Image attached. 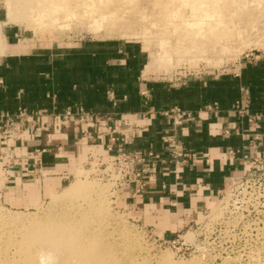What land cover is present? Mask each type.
I'll list each match as a JSON object with an SVG mask.
<instances>
[{"label": "crops", "instance_id": "1", "mask_svg": "<svg viewBox=\"0 0 264 264\" xmlns=\"http://www.w3.org/2000/svg\"><path fill=\"white\" fill-rule=\"evenodd\" d=\"M9 37L11 42L0 60V112L21 105L53 114L78 104L110 113L118 127L135 124L137 128L124 144L126 150L138 154L151 151L157 159H165L168 151L162 136L173 135L178 147L196 154L194 163L178 168V178L172 163H158L142 192H136L131 182L117 188L133 212L151 215L153 224L148 225L163 229L166 239L174 238L190 222L203 220L205 212L219 204L220 192L228 181L252 165L243 164L239 154L229 151L264 132V122L252 125L232 106L244 87L249 91L250 111L264 113V55L240 61L230 72L190 76L173 86L154 77L153 71L143 75L149 60L134 43L84 40L73 46H35ZM107 91L113 92L114 103ZM213 102L218 110L203 109ZM173 107L190 111L193 117L176 119L171 112L163 113ZM225 127L229 134L223 133ZM38 142L52 149L35 153ZM56 145L61 149L54 150ZM242 150L250 156L259 155L264 164V140L257 152L248 147ZM5 151L9 153L11 174L0 187L10 194L19 192V186H36L46 180L61 184L78 168L79 174H88V156L98 158L105 148L76 143L75 129L70 127L53 136L27 137L23 142L0 138V154ZM34 168L40 172L37 181L32 179Z\"/></svg>", "mask_w": 264, "mask_h": 264}, {"label": "rangeland", "instance_id": "2", "mask_svg": "<svg viewBox=\"0 0 264 264\" xmlns=\"http://www.w3.org/2000/svg\"><path fill=\"white\" fill-rule=\"evenodd\" d=\"M27 1V5L30 1L32 3L29 7H25L20 18L15 22H7L6 0H0V60L6 54L7 43L11 42L9 36L22 40L24 45L34 44L35 46H73L84 40L134 43L145 54L144 58L149 60L146 70H143L144 76L153 71L154 77L158 76L173 86H178L184 78L212 72H230L238 62L253 61L264 55V47L250 43L229 52L220 51V46L216 50L203 49L192 44L193 47L184 48L182 46L187 32L184 29L186 28L183 24L184 19L191 20L199 12L203 14L209 10L213 14L206 17L211 19V22L240 16L241 19L248 20L249 18L253 21H260L264 20V0H88L84 9L91 10V15H100L96 17V24L89 14L77 16L69 12L68 15H64L67 8L60 9L58 13L52 11L51 14L44 15L43 19H40L36 15V10L41 7L48 10L52 4H55L54 2L58 3L61 0L50 1L51 5L49 0ZM63 1L71 2V0ZM174 8L177 11L172 13ZM52 14L57 17L54 16V18ZM221 21L217 22L221 23ZM162 39L163 41L160 42ZM187 49L200 52L210 51V53L200 55V52L193 53ZM185 50L187 51L183 53ZM91 162L92 159L88 158L85 165L89 168ZM78 169L74 171V174L65 178L61 184L58 181L53 183L46 180L45 184L19 186V192L18 190L11 191L10 194H6L8 191L3 192L4 188L0 187V264H25L24 257L27 254L34 256L36 263L39 264L38 254L51 252L52 248L46 241L51 236L50 232L55 231V234H59L58 229L61 225L76 223L78 216H84L85 212L91 208L90 203L80 205V202H83L80 197L71 198L67 200L71 203H67L55 196L61 193L70 182L80 178L87 179L91 183L97 182L96 184L104 194H108L106 199H108L109 217L105 223L100 217V212L95 211V213L91 210L87 212L88 221L83 226V229L87 231L106 232L109 238L106 245L111 241L112 244L115 243L116 250L113 256L103 254L96 264H264V256L255 260L214 261L202 256L203 253L206 255L212 250L208 244L198 250L195 243L189 248H182L179 240L169 242L170 239L162 236L163 229L148 225L153 224L151 215L133 212L131 207L126 205L127 202L123 198L125 195L117 193V188H114L115 183L97 176L91 168L88 174L84 175L79 174ZM258 247L264 250V245ZM77 248L79 247H75V250ZM73 249L71 247L70 250L73 251ZM70 250L52 251L54 259H51L50 264H69L70 262L66 260L71 253ZM254 251L258 252L256 249ZM76 257L78 260L79 256L76 255Z\"/></svg>", "mask_w": 264, "mask_h": 264}, {"label": "built area", "instance_id": "3", "mask_svg": "<svg viewBox=\"0 0 264 264\" xmlns=\"http://www.w3.org/2000/svg\"><path fill=\"white\" fill-rule=\"evenodd\" d=\"M20 93L21 90H18L17 97ZM107 95L113 103L116 101L112 91H107ZM249 104V91L243 87L240 97L232 106L233 110L252 125L264 122V113L251 112ZM203 109L218 110L219 106L213 102L204 105ZM169 112L173 113L176 119L193 117L192 112L176 107L163 113ZM113 117L110 113L88 110L78 104L67 105L60 112L53 114H48L40 108L26 109L18 105L15 110L0 112V138L13 143L23 142L27 137L53 136L56 131L73 127L76 143L96 147L103 145L105 148V153L98 158L88 156L92 159L89 168L93 169L97 176L115 183L114 188L131 182L138 193L144 190L147 178L154 173L158 163H172V172L174 177L178 178L179 167L196 161V154L178 147L173 135L162 136L168 151V157L165 159H157L151 151L138 154L126 150L124 144L137 126L129 124L118 127ZM223 133L229 134V128L225 127ZM261 140H264V132L256 133L247 139L241 148L229 151L231 155L239 154L243 164L252 165L242 175L228 181L220 192L219 204L207 210L203 220L185 225L174 238L168 240L169 242L179 240L182 248H189L195 243L198 250L208 244L212 250L202 256L214 261L255 260L264 256V250L258 247L264 245V164L259 155L250 156L242 150L248 147L257 152ZM43 143L38 142L33 151L43 153L52 149ZM53 148L60 150L61 146L56 145ZM17 163H20V160ZM0 168L4 177H1L0 184L3 186L11 174L7 151L0 154ZM39 178V168H34L32 179L37 181Z\"/></svg>", "mask_w": 264, "mask_h": 264}, {"label": "bare ground", "instance_id": "4", "mask_svg": "<svg viewBox=\"0 0 264 264\" xmlns=\"http://www.w3.org/2000/svg\"><path fill=\"white\" fill-rule=\"evenodd\" d=\"M50 1H53V0H49V3L51 5ZM87 1L88 0H71V2H68V1L61 0L58 3L53 1L55 4H52L51 7L49 8L51 11H48L49 9L46 10V8L41 7L35 11L37 13V14L36 13L35 14L38 15L39 18L41 19L42 16L43 17H44V15L47 16V15L51 14L52 11H54L55 13L56 12L58 13V11L60 9L67 8L68 10L66 11V13H64V15H66V14L68 15L69 12L71 15H77V16L79 14H82V15H84V14L88 15L89 14L90 16H92L93 20H95V24H96V22H97L96 17L97 16L100 17V15L99 14L96 16L91 15L90 14L91 10L89 11L88 9L87 10L84 9ZM26 2H28V1L27 0H6V2H5L6 3V15H5L6 21L7 22L8 21L15 22L16 20H18L20 18V15L22 14L23 10L25 9V7H27V6L29 7L30 4L32 3L30 1L27 5ZM202 4H204V3H202ZM36 8H34V10ZM175 10L177 11V9H175V8L172 11L171 10H168V11L175 13L174 12ZM180 12H181V10H180ZM250 12H252V11H250ZM212 14L213 13H210V11L207 10L206 13H203V14L201 12H199V14H196L195 15L196 17H193L191 20H189L187 18H186L187 19L186 20L183 18L184 19L183 24L186 27L184 29L187 30V32L185 34L186 37L183 41L184 44H182V46L184 48H186L188 46L196 45L199 48H203V49H211L212 48V49L216 50L218 48V46H220V48H219L220 51L229 52L230 50H233L234 48H236L238 50L239 47L242 48L245 44H249V43L253 44L255 46H258V47L259 46L264 47V20L253 21V19H249V18H248V20H246V19H241V16H240L239 18H237V17L228 18L227 17L224 21L222 19V21H223L222 22L221 19H218L216 17L218 20L221 21V23H219V22H217L218 20H216V21L213 20L211 22V19H208L206 17V16H212ZM71 15H69V16H71ZM260 15H262V14H260ZM54 16L55 15H53V17ZM181 16H182V14L180 13V17ZM189 16H191V15H189ZM53 17L51 16L52 21H53ZM55 17H57V15ZM255 17H258V16H255ZM263 19H264V17H263ZM36 20H37V18H36ZM52 21H50V22H52ZM98 23H100V22H98ZM162 41H163V39L160 42H162ZM163 43H160V44H163ZM196 46H195V48H196ZM181 48H180V50H181ZM187 50H189V52H193V53L200 52V51H194V50H190V49H187ZM187 50L183 51V53L186 52ZM206 52L210 53V51L209 52L206 51ZM206 52H200L199 54L202 55L203 53H206ZM183 53L182 54L180 53V54L183 55ZM146 67H147V64H146ZM146 67L144 70H146ZM96 183H93V182L91 183L87 179H81V178L75 179L72 182H70V184L67 185L66 188L61 193H58L57 195H55V196H58V199H60L62 201H67V200H70L71 198H74V197H80L83 200L82 203L80 202V205H82L84 203H88V204L90 203L91 208H89L86 212L84 211L85 217L84 216H80V217L78 216V219L76 218L77 219L76 223L75 222L71 223V224L69 223L68 224L69 226L67 224L61 225L58 229V230H60L59 234H55L56 232L54 230H53L54 232H50L51 236L46 241L49 244L50 248H52L51 252H49V253L47 252L46 254H43V253L38 254L37 262H39V264H50V262L52 261L51 259H54V257L52 256V251H57L58 249H65V250L69 249L70 250L71 247L74 249H73V251L70 250L71 253H69L68 259L66 260V261L70 262L69 264H96L97 260L103 254H110V256H113V254L116 250V247L114 245L115 243L112 244V241H111L110 244H108V245L105 244L106 242H109V241H107L109 238L106 235L107 234L106 232H104V233H102L100 231L91 232L90 230L87 231V230L83 229L84 224L86 223V221H88V217H87L88 211L94 210V212L95 211L100 212V214H101L100 217L102 218V220H104L103 223H105V220L109 217L108 199H106V196L108 194L107 193L104 194L103 190ZM75 199H77V198H75ZM68 202L71 203V201H67V203ZM73 204H74V202H73ZM58 207H60V206H58ZM98 221H99V218H98ZM64 231H65V234H64ZM126 240H128V239L126 238ZM130 243H131V240H130ZM104 244L106 246H104ZM75 247H79V248H77L75 250ZM121 251H122V249H121ZM129 252H132V251H129ZM15 255H17V254H15ZM76 255L79 256L78 260H76V258H77ZM24 259H25V264H37L36 260L34 259V256H31L29 254L25 255ZM133 260H134V258H133ZM167 260H168V257H167ZM12 261H11V263H12ZM128 262H129V260H128Z\"/></svg>", "mask_w": 264, "mask_h": 264}]
</instances>
